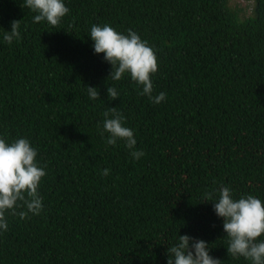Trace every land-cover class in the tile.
Instances as JSON below:
<instances>
[{
    "label": "trees",
    "instance_id": "1",
    "mask_svg": "<svg viewBox=\"0 0 264 264\" xmlns=\"http://www.w3.org/2000/svg\"><path fill=\"white\" fill-rule=\"evenodd\" d=\"M65 3L53 27L34 23L24 0H0V135L28 138L46 171L41 213L6 214L0 264H167L179 233L209 242L222 264H249L228 255L222 218L200 200L221 184L264 200V0L244 17L230 0ZM13 20L20 37L8 44ZM93 24L132 29L153 47V96L164 101L127 74L108 77ZM111 107L134 130L139 160L101 137Z\"/></svg>",
    "mask_w": 264,
    "mask_h": 264
},
{
    "label": "clouds",
    "instance_id": "2",
    "mask_svg": "<svg viewBox=\"0 0 264 264\" xmlns=\"http://www.w3.org/2000/svg\"><path fill=\"white\" fill-rule=\"evenodd\" d=\"M24 6L35 13L34 23L46 22L53 27L70 11L65 0H24ZM19 29V20H13L10 30L3 34V40L12 44L20 37ZM88 36L94 54L103 53V59L111 65L108 77L119 81L127 74L142 85L140 94L147 95L152 103L160 104L165 100V92L153 96L151 75L158 70L155 50L136 31L128 29L125 34L109 24H93ZM86 91L90 100L100 98L98 87L86 85ZM107 95L115 99L120 93L115 87L108 86ZM105 133L108 134L107 145H116L122 140L133 159L139 160L145 155L143 150L136 148L134 130L125 125V117L115 107L104 113L101 137ZM37 155V149L28 138L9 141L0 135V232L8 230L6 214L24 217L28 213L39 215L43 210L38 188L46 171ZM100 174L107 176L110 169L104 168ZM203 200L212 201L215 214L222 218L228 255L243 257L249 264H264V200L250 193L237 198L234 190L224 184L205 193L200 201ZM210 248L204 239L179 233L166 250L167 264H222L220 258L210 254Z\"/></svg>",
    "mask_w": 264,
    "mask_h": 264
},
{
    "label": "rangeland",
    "instance_id": "3",
    "mask_svg": "<svg viewBox=\"0 0 264 264\" xmlns=\"http://www.w3.org/2000/svg\"><path fill=\"white\" fill-rule=\"evenodd\" d=\"M231 5L243 8L242 17L252 14L253 0H230Z\"/></svg>",
    "mask_w": 264,
    "mask_h": 264
}]
</instances>
